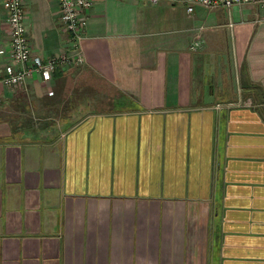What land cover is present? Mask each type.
I'll return each instance as SVG.
<instances>
[{
	"label": "crops",
	"instance_id": "obj_1",
	"mask_svg": "<svg viewBox=\"0 0 264 264\" xmlns=\"http://www.w3.org/2000/svg\"><path fill=\"white\" fill-rule=\"evenodd\" d=\"M24 1L34 55L68 51L59 3ZM88 17L82 65L0 83V264H264V5Z\"/></svg>",
	"mask_w": 264,
	"mask_h": 264
},
{
	"label": "built area",
	"instance_id": "obj_2",
	"mask_svg": "<svg viewBox=\"0 0 264 264\" xmlns=\"http://www.w3.org/2000/svg\"><path fill=\"white\" fill-rule=\"evenodd\" d=\"M57 1L60 21L65 30L71 33V48L57 57L43 60L34 55L33 47L26 29L27 11L24 0H4L7 11V26L10 41L6 48L0 49V83L10 89L24 87L27 82L40 76L44 83L50 82L53 73L67 65H82L81 41L88 25V12L94 0H49ZM149 2L151 4H185L192 13L196 5L209 9L231 8L243 4L264 5V0H118Z\"/></svg>",
	"mask_w": 264,
	"mask_h": 264
},
{
	"label": "rangeland",
	"instance_id": "obj_3",
	"mask_svg": "<svg viewBox=\"0 0 264 264\" xmlns=\"http://www.w3.org/2000/svg\"><path fill=\"white\" fill-rule=\"evenodd\" d=\"M30 116H31V122L34 124V125H36L37 123H38V121H39V116L37 115V114H31L30 112L28 113ZM15 115H20L21 117H22V115L21 114H19V112L18 113H14V116ZM30 116H28V118L30 117ZM13 117V116H12ZM23 118V117H22ZM8 119H11V116H10V114H9V109L8 110H1L0 109V122H5V121H7ZM37 126V125H36ZM6 130V129H5Z\"/></svg>",
	"mask_w": 264,
	"mask_h": 264
}]
</instances>
